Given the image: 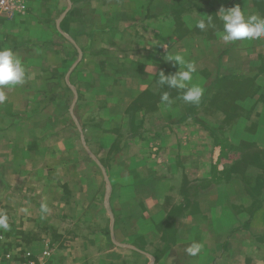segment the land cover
Here are the masks:
<instances>
[{
  "label": "crops",
  "instance_id": "obj_1",
  "mask_svg": "<svg viewBox=\"0 0 264 264\" xmlns=\"http://www.w3.org/2000/svg\"><path fill=\"white\" fill-rule=\"evenodd\" d=\"M22 4L0 12V49L11 48L26 69L25 82L4 88L7 100L0 104V206L11 199L15 235L36 238L27 250L36 253L41 244L50 252L46 264H260L264 184L256 189L253 177L248 190L249 180L236 177L232 189L239 169L228 147L264 155V78L258 79L264 39L231 43L236 52L229 59L212 46L226 44L219 35L222 7L239 6L246 16L264 18V0ZM208 17L212 25L196 27ZM175 54L197 67L193 83L204 88L198 105L158 84L159 72L178 70L166 61ZM228 63H237L235 69ZM229 75L249 87L226 86ZM164 92L170 106L161 101ZM54 93L66 98L13 101L14 95ZM56 109L55 125L70 123L81 133L53 131ZM41 110L45 116L35 121ZM39 123L46 127L42 134L30 127ZM25 125L28 132L20 128ZM255 170L252 176L264 177V169ZM90 171L102 175L104 186L98 176H84ZM212 172L219 174V196L207 197ZM72 174L75 184L69 182ZM38 220L44 226L35 229L31 224ZM165 224L173 225V237L158 250ZM194 242L202 245L195 257L186 251ZM19 243L17 253H24Z\"/></svg>",
  "mask_w": 264,
  "mask_h": 264
},
{
  "label": "rangeland",
  "instance_id": "obj_2",
  "mask_svg": "<svg viewBox=\"0 0 264 264\" xmlns=\"http://www.w3.org/2000/svg\"><path fill=\"white\" fill-rule=\"evenodd\" d=\"M224 43V42H223ZM216 45L212 46V49H215L214 51L217 52L218 54H222L223 56H226L227 54V57L229 59V57L232 55L233 56V52H236L235 50V46L234 45H231V43H226L224 45H221V46H217L219 45V43H215ZM227 51V52H226ZM226 53V54H225ZM240 53H241V50H240ZM240 53L238 52V55H240ZM230 61V60H229ZM228 61V62H229ZM237 64V63H235ZM235 64H230L228 63V67H230V69H235L236 65ZM218 64L217 63H214V66H217ZM258 66L261 68V73L263 74V76H261L260 78L258 79H262L264 78V61H260ZM242 67V66H241ZM243 70H246L244 69V67H242ZM229 73H231V71H228ZM236 73H234L235 75ZM233 76H228V77H224V81H226V86L228 87H233V88H237V89H241V88H247L249 87L250 83L246 80L244 81H238L236 79V77ZM251 86H252V83H251ZM261 88L264 87V83L263 81L261 80ZM67 99L72 97L70 94H67ZM63 98H66L65 95H60V94H51V95H41V94H36L35 96L34 95H31V94H25L23 96L19 95V97H17V95H14L13 96V101L16 102V101H29V102H33L35 101L36 103H43L44 102H49V103H55V102H60L61 100L63 101ZM66 99V100H67ZM59 109V108H58ZM58 109L56 110H52V114L50 115L51 116V119L50 121L53 122L51 128H53L52 130L53 131H59V132H62L63 134L67 135V136H70L71 134H79L81 133L82 131V127H74V126H71V124L69 123V125H64L63 127L62 126H57L55 125V121L57 120V118H59V114L57 111ZM5 112H10V110H4V113ZM16 112V111H14ZM50 111H47V113H49ZM21 116L24 115V113L26 114L27 111H21ZM43 116H45V113H44V110H41V111H37L35 112V121H39V119H43ZM60 120V119H59ZM34 125V124H33ZM54 125V127H53ZM31 129H36L35 130V133L37 134H42L43 132L46 131V127L44 125H42L41 123H39V126H30ZM28 127L27 125L25 126H21V130L24 132H28ZM9 129H11V127L9 126L8 127ZM83 131H84V127H83ZM32 133V132H31ZM74 144L76 147L79 148V145L78 143H72ZM229 144V143H228ZM230 145V144H229ZM71 148V147H69ZM229 150H233V156L230 157L229 159L234 161V170L236 171V167L239 169L238 173L237 172H234L233 175H232V180H231V185H232V189L234 190L235 189V185L237 183V181L235 180L236 177L238 178H242L243 179H248L249 182H248V190L251 189V186L253 185V182H251L250 180H253V177H257V181H258V184H255V188L259 190V188H257V185H259L260 187L264 184V177L261 176L260 174H256L254 176L251 175V171H253V168H254V171L255 168H261V169H264V155L262 154H259L255 149L251 148V147H245L244 150L245 151H242L241 150V147L240 148H236V146L234 144L230 145V147H228ZM237 152H245L244 156L242 155L241 157H238L239 156V153H238V156H236V153ZM238 159V162H236ZM205 170H207V167L204 168ZM203 169V170H204ZM91 170L93 171V168H91ZM99 174V175H98ZM82 175V174H80ZM76 176L77 175H69V182L70 183H73L75 184L74 182L77 181L76 180ZM84 176L87 177L88 180H91V178L94 176H98V180L99 182H101L102 186H104L105 182L103 181L102 179V175L100 173H97V174H93L90 172L88 173H84ZM218 177H219V174H215L212 172V181L208 180L209 183H211V187H213L212 190H210V194L207 195V197H211V196H219V190L218 188L215 186V184L218 182ZM205 179H203L204 181ZM207 180V179H206ZM244 181V180H243ZM201 184V182H197V185ZM87 185V181H84L83 182V186L82 187H86ZM241 187L244 186V182L240 183ZM255 189V190H256ZM232 190V191H233ZM234 192V191H233ZM103 193L101 194V198H102ZM11 210H12V206H11V199H8V203L5 202V206H0V214H5L7 215L8 217V222H9V225H10V229L5 231L3 229H0V257H2L3 255L9 253L11 256H13L14 258H18V259H22L23 258V253H22V250H20V253H17V244H18V240L20 239L21 243V248L24 249V251H26L28 249V244H30L31 241L33 240H36V238H31L29 237L27 234H23L22 232L20 233V237H17L15 235V232L17 231V229L15 228V224L13 226V224L11 223L10 219H11ZM195 210V213L198 214V210L197 208H193V211ZM33 220H35V216H32ZM42 220H38L37 222L34 221L32 222V227H34L35 229H40L44 226V222H41ZM27 223H23V225H26ZM101 224L103 223H100V226ZM42 226V227H41ZM57 227L59 228V226L57 225ZM164 233H165V239L164 241L162 240L159 244H158V250H162L165 245L167 246L168 242L170 240H172V234H173V225L172 227L169 226V225H166L164 226ZM39 240H41V238H39ZM250 239H245V245L248 244ZM40 246V249L38 252L36 253H32L30 259L32 261H34L36 264H38L37 260H36V256L38 255V253L40 251L43 250V247H41L42 245L41 244H38ZM231 246V244H229ZM19 246V245H18ZM261 248H263L264 246H260ZM39 248V247H37ZM245 255V254H244ZM24 260V259H23ZM234 261V260H233ZM260 264H264V260H261L260 261Z\"/></svg>",
  "mask_w": 264,
  "mask_h": 264
},
{
  "label": "clouds",
  "instance_id": "obj_3",
  "mask_svg": "<svg viewBox=\"0 0 264 264\" xmlns=\"http://www.w3.org/2000/svg\"><path fill=\"white\" fill-rule=\"evenodd\" d=\"M218 19L223 24V29L219 33L221 39L226 43L233 42H251L264 39V18L256 15H245L239 6L231 8H221L218 12ZM213 20L208 17L207 20L199 19L196 27L203 30L206 25H212ZM166 61L178 64V70L173 74L166 75L163 71L159 72L158 84L168 89H175L183 93L184 102L198 105L204 95V88L193 83V74L197 67L194 62L187 61L181 54L169 55ZM26 69L21 59L14 51L5 47L0 49V104L7 100L4 88L22 85L25 82ZM161 101L166 105H171L172 100L168 92H164ZM41 211L46 212L47 206L42 205ZM0 229L5 231L10 229L8 217L0 214ZM202 245L192 243L187 249V253L193 257L201 251Z\"/></svg>",
  "mask_w": 264,
  "mask_h": 264
},
{
  "label": "built area",
  "instance_id": "obj_4",
  "mask_svg": "<svg viewBox=\"0 0 264 264\" xmlns=\"http://www.w3.org/2000/svg\"><path fill=\"white\" fill-rule=\"evenodd\" d=\"M23 0H0V12L11 13L14 9L23 7ZM32 252L26 250L23 253V258L18 259L11 256L9 253L0 257V264H36L30 259ZM50 252L42 250L36 256L38 264H46ZM24 259V260H23Z\"/></svg>",
  "mask_w": 264,
  "mask_h": 264
}]
</instances>
